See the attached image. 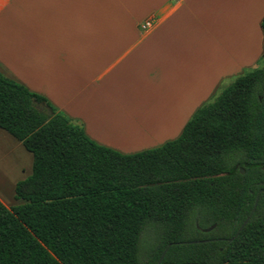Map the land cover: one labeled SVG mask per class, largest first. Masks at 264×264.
Masks as SVG:
<instances>
[{
  "label": "trees",
  "instance_id": "16d2710c",
  "mask_svg": "<svg viewBox=\"0 0 264 264\" xmlns=\"http://www.w3.org/2000/svg\"><path fill=\"white\" fill-rule=\"evenodd\" d=\"M0 130L32 157L14 187L23 203L0 202V264H264L263 70L133 154L0 75Z\"/></svg>",
  "mask_w": 264,
  "mask_h": 264
},
{
  "label": "crops",
  "instance_id": "0c3cea01",
  "mask_svg": "<svg viewBox=\"0 0 264 264\" xmlns=\"http://www.w3.org/2000/svg\"><path fill=\"white\" fill-rule=\"evenodd\" d=\"M263 19L264 0H0V75L133 154L258 68Z\"/></svg>",
  "mask_w": 264,
  "mask_h": 264
},
{
  "label": "rangeland",
  "instance_id": "374dc122",
  "mask_svg": "<svg viewBox=\"0 0 264 264\" xmlns=\"http://www.w3.org/2000/svg\"><path fill=\"white\" fill-rule=\"evenodd\" d=\"M258 68L264 71L263 60L258 64ZM40 111L44 112L42 108H40ZM31 158L30 154L17 141L0 130V185H2L5 192V197L0 194V202L7 209L23 203L14 199V187L17 182L24 180L30 175Z\"/></svg>",
  "mask_w": 264,
  "mask_h": 264
},
{
  "label": "water",
  "instance_id": "95a60500",
  "mask_svg": "<svg viewBox=\"0 0 264 264\" xmlns=\"http://www.w3.org/2000/svg\"><path fill=\"white\" fill-rule=\"evenodd\" d=\"M40 108H42V109L44 110V113L49 114V115L51 114L50 111H49L46 107H44V106H39V107H38V110H39V111H40ZM42 112H43V111H42ZM247 221H248V218H247L246 221L242 224L241 228L246 224ZM241 228H240V229H241ZM229 241H231V240H229ZM158 264H159V263H158Z\"/></svg>",
  "mask_w": 264,
  "mask_h": 264
},
{
  "label": "built area",
  "instance_id": "2783aa9c",
  "mask_svg": "<svg viewBox=\"0 0 264 264\" xmlns=\"http://www.w3.org/2000/svg\"><path fill=\"white\" fill-rule=\"evenodd\" d=\"M151 27V21L150 20H147L146 22H144V24L141 26V29L142 30H146L148 28Z\"/></svg>",
  "mask_w": 264,
  "mask_h": 264
}]
</instances>
